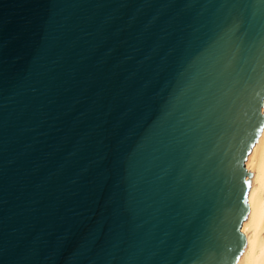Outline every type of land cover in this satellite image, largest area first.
<instances>
[{
  "label": "water",
  "instance_id": "95a60500",
  "mask_svg": "<svg viewBox=\"0 0 264 264\" xmlns=\"http://www.w3.org/2000/svg\"><path fill=\"white\" fill-rule=\"evenodd\" d=\"M263 105L264 0H0V264H233Z\"/></svg>",
  "mask_w": 264,
  "mask_h": 264
},
{
  "label": "bare ground",
  "instance_id": "6f19581e",
  "mask_svg": "<svg viewBox=\"0 0 264 264\" xmlns=\"http://www.w3.org/2000/svg\"><path fill=\"white\" fill-rule=\"evenodd\" d=\"M264 113V105L262 106ZM252 175L248 188L249 211L241 224L245 242L233 264H264V125L245 160Z\"/></svg>",
  "mask_w": 264,
  "mask_h": 264
}]
</instances>
